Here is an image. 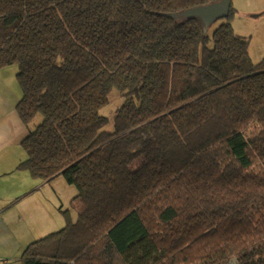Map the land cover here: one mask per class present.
I'll return each mask as SVG.
<instances>
[{"label": "trees", "instance_id": "1", "mask_svg": "<svg viewBox=\"0 0 264 264\" xmlns=\"http://www.w3.org/2000/svg\"><path fill=\"white\" fill-rule=\"evenodd\" d=\"M220 1L0 0L20 168L78 190L76 222L17 261L264 264V59L229 21L175 17Z\"/></svg>", "mask_w": 264, "mask_h": 264}, {"label": "crops", "instance_id": "2", "mask_svg": "<svg viewBox=\"0 0 264 264\" xmlns=\"http://www.w3.org/2000/svg\"><path fill=\"white\" fill-rule=\"evenodd\" d=\"M16 70H0V264H14L33 242L50 235L40 234L38 228L29 234L24 231L30 213L55 216L53 211L49 213L47 200L39 196L46 182L20 168L27 158L23 142L29 130L16 110L22 99Z\"/></svg>", "mask_w": 264, "mask_h": 264}, {"label": "rangeland", "instance_id": "3", "mask_svg": "<svg viewBox=\"0 0 264 264\" xmlns=\"http://www.w3.org/2000/svg\"><path fill=\"white\" fill-rule=\"evenodd\" d=\"M231 5L234 13L230 18L220 19L212 24L209 35L221 24L229 21L237 36L249 40L251 59L254 64H258L264 59V0H231ZM14 67L18 71V68ZM118 97V92H114L110 105L101 111V114L107 116L111 123L113 122L116 109L122 104L121 98L117 99ZM109 128L112 129L111 124ZM77 195V188L69 184L62 176L55 178L51 182H46L43 188H40L39 196L47 200L50 205L48 207L49 213L51 210L55 216L51 219L48 215H45V212L30 213L27 225H23L24 231L29 234L32 230L38 228L37 230L40 234H52V232L61 231L69 223L76 222L78 212L74 199ZM34 223L35 226H33ZM45 236L47 235L42 238H45ZM12 262L14 264H22L19 261Z\"/></svg>", "mask_w": 264, "mask_h": 264}, {"label": "water", "instance_id": "4", "mask_svg": "<svg viewBox=\"0 0 264 264\" xmlns=\"http://www.w3.org/2000/svg\"><path fill=\"white\" fill-rule=\"evenodd\" d=\"M231 11V1L221 0L206 6L193 8L176 15L177 19L190 20L198 19L207 30L212 24L220 19L227 18ZM236 258H233L229 264H237Z\"/></svg>", "mask_w": 264, "mask_h": 264}]
</instances>
